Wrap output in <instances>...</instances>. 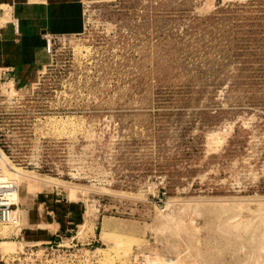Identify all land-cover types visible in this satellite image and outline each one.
<instances>
[{
	"label": "rangeland",
	"instance_id": "rangeland-1",
	"mask_svg": "<svg viewBox=\"0 0 264 264\" xmlns=\"http://www.w3.org/2000/svg\"><path fill=\"white\" fill-rule=\"evenodd\" d=\"M53 46L0 75L1 165L22 230L83 221L0 264H264V0H85Z\"/></svg>",
	"mask_w": 264,
	"mask_h": 264
},
{
	"label": "crops",
	"instance_id": "crops-1",
	"mask_svg": "<svg viewBox=\"0 0 264 264\" xmlns=\"http://www.w3.org/2000/svg\"><path fill=\"white\" fill-rule=\"evenodd\" d=\"M85 0H0V75L23 82L48 65L44 33L57 37L80 34L84 29ZM52 231H10L14 241L56 239L83 221V206L56 199L51 208ZM40 227V226H37ZM19 242V241H15ZM1 252V250H0ZM5 254L0 257L3 258ZM6 263L4 260L1 264Z\"/></svg>",
	"mask_w": 264,
	"mask_h": 264
},
{
	"label": "built area",
	"instance_id": "built-area-1",
	"mask_svg": "<svg viewBox=\"0 0 264 264\" xmlns=\"http://www.w3.org/2000/svg\"><path fill=\"white\" fill-rule=\"evenodd\" d=\"M43 38L45 42V50L51 56L54 50V40L58 37L50 33H44ZM3 154L4 152L0 148V225H7L12 228H18V230L21 231L20 217L17 212V204L14 199L18 184L15 178L6 176L3 173V167L1 165L2 161L4 160ZM58 241L63 240L62 238H60ZM45 243H51V241ZM59 245L63 244H60L58 242L57 246ZM11 259L15 260V255L12 256Z\"/></svg>",
	"mask_w": 264,
	"mask_h": 264
},
{
	"label": "bare ground",
	"instance_id": "bare-ground-1",
	"mask_svg": "<svg viewBox=\"0 0 264 264\" xmlns=\"http://www.w3.org/2000/svg\"><path fill=\"white\" fill-rule=\"evenodd\" d=\"M18 191H19V185H18V187H17V191H16V194H15V201H16V196H17V194H18Z\"/></svg>",
	"mask_w": 264,
	"mask_h": 264
}]
</instances>
